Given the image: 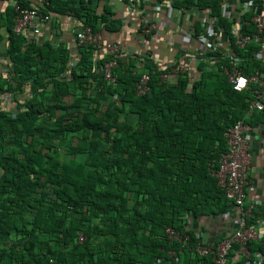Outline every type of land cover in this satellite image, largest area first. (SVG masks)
<instances>
[{
	"label": "trees",
	"instance_id": "obj_1",
	"mask_svg": "<svg viewBox=\"0 0 264 264\" xmlns=\"http://www.w3.org/2000/svg\"><path fill=\"white\" fill-rule=\"evenodd\" d=\"M17 1L30 7L29 0ZM47 1L45 14H72L96 33L120 30L108 2L98 14L101 0ZM172 5L196 15L189 28L193 39L186 42L204 49L179 50L167 65L121 56L113 86L104 81L103 62L96 64L93 49L80 48L71 65L63 47L29 44L15 35L12 10L13 69L0 76V95L23 92L29 84L31 96L17 112L3 111L0 96V264H171V251L177 252V264H214L211 257L180 253L166 228L187 232L193 248L198 239L188 230L190 220H218L233 209L212 172L228 151V129L264 121V111L248 116L256 87L235 92L221 70L228 64L223 45L207 47L209 27L234 40L236 20L222 0ZM254 32L253 24L245 29ZM233 51L244 75L264 73L260 46ZM182 55L188 72L162 82L163 74L180 67ZM144 74L151 76V92L138 96L136 84ZM263 219L259 207L249 226ZM237 249L228 264H247ZM249 250L264 264V238L251 241Z\"/></svg>",
	"mask_w": 264,
	"mask_h": 264
},
{
	"label": "built area",
	"instance_id": "obj_2",
	"mask_svg": "<svg viewBox=\"0 0 264 264\" xmlns=\"http://www.w3.org/2000/svg\"><path fill=\"white\" fill-rule=\"evenodd\" d=\"M129 1V0H121ZM132 1V0H131ZM150 2L151 0H143ZM238 10L233 13L229 7L228 0H222L224 10H229L231 18L235 21L230 38H225L223 31L219 29V33L211 32L209 27L208 37H211L213 42L210 43L208 37V48L214 49L218 45H223L222 54L228 59V64L223 65L221 70L227 76L228 83L237 93L245 92L251 87H256L253 92L254 99L250 102L248 116L252 115L254 111H264V73L257 71L251 75H244L240 68L239 59L236 58L233 48L238 50H246L251 44H257L261 47L260 53L257 55V60L264 61V0H240ZM36 4L29 8H22L18 2L15 3V18L13 21V32L17 36H24L29 31H32V40H27L28 43H39V36L41 35V28L52 19L51 14H45L41 9L48 6L47 0H35ZM166 3L172 4L173 0H165ZM159 10V9H157ZM252 11V19L246 20L247 13ZM193 15V12H190ZM225 13V12H224ZM209 15H211L209 13ZM198 17V16H197ZM196 18V15H194ZM217 21V19H216ZM209 22H215L212 17H209ZM253 24L255 27L254 33H245V29ZM158 30V25L153 19L147 17L141 18V36L144 43L148 42V37L152 36ZM182 36L185 39L192 40L193 34L189 28L182 31ZM28 38V37H27ZM77 45L79 48H89L94 51V61L97 63L103 62L100 66V72L104 81L109 85H115L118 80V75L115 69L118 68V58L121 56H133L134 52L127 50L122 45L110 42L105 43L100 33H96L90 27H81L77 36ZM234 45V46H233ZM200 50L204 47L199 46ZM141 56V55H140ZM142 56L155 61L152 53L148 52ZM180 67L174 68L170 73L161 76L162 82H167L172 76H179L188 72L189 60L182 55L180 57ZM195 72H197L195 70ZM196 75V74H193ZM151 76L144 74L141 80L136 84V91L138 96H144L151 92L150 87ZM14 98V94H10ZM3 111L5 110L2 109ZM250 126L245 122H239L235 126L228 129L225 134L227 140L228 151L222 155L217 170H213V176L218 180L219 186L225 193L227 200L231 203L233 208L238 212L237 229L231 235L221 241H215L208 236H197V244L191 247V236L187 232H178L175 229L166 228V235L171 242L180 244V253L189 250L200 257H211L214 264H228V257L238 246L236 256L239 259H245L247 264H263V258L260 254H253L249 250V243L251 241H260L262 235L254 227L249 226V221L257 209L255 206L247 204V197L249 190L252 189L253 181L250 178L252 167V154L250 151V143L248 133ZM79 243L85 242V236L79 235ZM170 259L173 264L179 261L177 252H169ZM253 261V262H251ZM159 264H163L160 262ZM164 264H170L165 262Z\"/></svg>",
	"mask_w": 264,
	"mask_h": 264
},
{
	"label": "crops",
	"instance_id": "obj_3",
	"mask_svg": "<svg viewBox=\"0 0 264 264\" xmlns=\"http://www.w3.org/2000/svg\"><path fill=\"white\" fill-rule=\"evenodd\" d=\"M246 1V0H245ZM17 0H0V76H9L13 69L9 46H10V16ZM108 2L113 13V19L120 22V30L100 32L105 43L114 42L122 45L127 50H131L135 55L152 53L155 61L159 64L167 65L173 62L179 50L192 51L198 48V44L186 42L182 36V31L194 26V15L174 9L173 3L168 4L165 0H101L97 6V13L104 12L105 4ZM240 0H228V4L235 13ZM36 4L35 0H29V5ZM145 7L144 10H141ZM159 9V10H157ZM15 10V9H14ZM153 19L158 25V30L144 43L141 36V18ZM83 24L75 19L73 15H52L51 21L41 28L39 43H51L55 47H63L70 52L71 65H74L80 56V48L77 45V36ZM28 40H32L33 33L29 31L24 35ZM28 37V38H27ZM210 43L213 42L208 37ZM28 42V41H27ZM193 42V41H192ZM198 45V46H197ZM201 47V46H200ZM200 49V48H199ZM191 64H195L192 62ZM11 80V79H9ZM31 87L25 85L23 92H15L14 98L10 94L1 96L2 109L4 111H18V107H24L30 99ZM250 126L248 139L252 154V167L250 178L253 181L252 189L248 192L247 204L264 208V121L254 122ZM191 219V217H190ZM238 212L234 208L218 220H211L209 217L196 222L190 220L188 230H193L197 236L205 235L215 241H221L231 235L237 229ZM256 230L264 238V219L255 226ZM173 264V263H171Z\"/></svg>",
	"mask_w": 264,
	"mask_h": 264
}]
</instances>
